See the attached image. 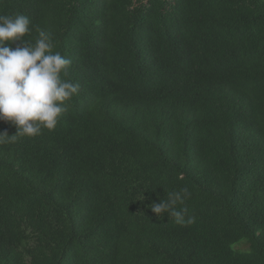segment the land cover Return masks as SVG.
I'll list each match as a JSON object with an SVG mask.
<instances>
[{
	"label": "trees",
	"instance_id": "1",
	"mask_svg": "<svg viewBox=\"0 0 264 264\" xmlns=\"http://www.w3.org/2000/svg\"><path fill=\"white\" fill-rule=\"evenodd\" d=\"M0 264H264V0H0Z\"/></svg>",
	"mask_w": 264,
	"mask_h": 264
}]
</instances>
